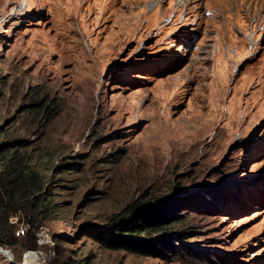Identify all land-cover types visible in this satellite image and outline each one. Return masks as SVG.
Here are the masks:
<instances>
[{"label": "rangeland", "instance_id": "374dc122", "mask_svg": "<svg viewBox=\"0 0 264 264\" xmlns=\"http://www.w3.org/2000/svg\"><path fill=\"white\" fill-rule=\"evenodd\" d=\"M179 1L0 0V139L41 153L53 205L36 263L57 235L82 264H264V20L253 0ZM152 196L193 225L181 250L79 231Z\"/></svg>", "mask_w": 264, "mask_h": 264}, {"label": "trees", "instance_id": "16d2710c", "mask_svg": "<svg viewBox=\"0 0 264 264\" xmlns=\"http://www.w3.org/2000/svg\"><path fill=\"white\" fill-rule=\"evenodd\" d=\"M29 106L34 112L40 110V115L47 111L44 110L45 99L32 101ZM2 131L0 126V134ZM31 143L19 137L0 139V246L9 250L14 261L21 260L23 264H38L33 253L25 259L24 256L37 252L42 245L39 244L42 241H36L37 226L51 218L53 206H49L50 191L44 180L43 157ZM171 204L170 199L155 196L142 202L132 198L107 215L103 224L81 225L79 231L106 248L162 258L168 252H175L176 247L181 250L186 233L193 231L190 229L193 225H182L186 221ZM12 214H17V221L27 225L23 236L14 234L17 222L9 221ZM51 239L55 255L53 264H82L81 258L63 253L65 247L59 236L52 235ZM2 254L0 256L5 257ZM1 264L12 263L5 257Z\"/></svg>", "mask_w": 264, "mask_h": 264}, {"label": "built area", "instance_id": "2783aa9c", "mask_svg": "<svg viewBox=\"0 0 264 264\" xmlns=\"http://www.w3.org/2000/svg\"><path fill=\"white\" fill-rule=\"evenodd\" d=\"M17 214H12L9 216V221L17 222V225L14 229V234L17 236H23L26 230L27 225L23 221H17ZM46 229V230H45ZM38 236H36L37 243L42 241V243L50 242V235L47 234V228L42 226L38 227Z\"/></svg>", "mask_w": 264, "mask_h": 264}, {"label": "bare ground", "instance_id": "6f19581e", "mask_svg": "<svg viewBox=\"0 0 264 264\" xmlns=\"http://www.w3.org/2000/svg\"><path fill=\"white\" fill-rule=\"evenodd\" d=\"M25 1V0H24ZM197 0H183V1H179L182 5H187V4H191V6L193 7H197L198 4L196 3ZM200 1V0H199ZM233 3H237V0L236 1H233ZM193 4V5H192ZM250 8L252 10H257V15L255 13H250V17L249 19L254 21V22H258V21H262L264 20V6L262 4H259V0H253L251 5H250ZM184 18V15L183 17ZM177 94V93H176ZM35 252V251H33ZM33 252H30V253H33ZM29 253V254H30ZM36 253V252H35ZM0 254H2V252L0 251ZM34 254V253H33ZM4 255V254H2ZM6 257V255H4ZM40 264H41V261H40Z\"/></svg>", "mask_w": 264, "mask_h": 264}, {"label": "water", "instance_id": "95a60500", "mask_svg": "<svg viewBox=\"0 0 264 264\" xmlns=\"http://www.w3.org/2000/svg\"><path fill=\"white\" fill-rule=\"evenodd\" d=\"M0 251H2V252L6 255V258H7V260H8L10 263H12V264H23V263L21 262V260H20V261H14V260L12 259V257H11V253L9 252L8 249H5V248H3V247L0 246Z\"/></svg>", "mask_w": 264, "mask_h": 264}]
</instances>
